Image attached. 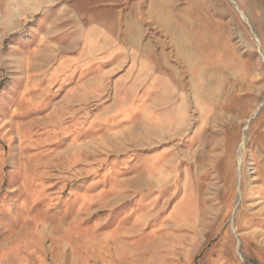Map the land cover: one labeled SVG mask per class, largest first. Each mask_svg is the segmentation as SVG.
<instances>
[{
  "label": "rangeland",
  "instance_id": "1",
  "mask_svg": "<svg viewBox=\"0 0 264 264\" xmlns=\"http://www.w3.org/2000/svg\"><path fill=\"white\" fill-rule=\"evenodd\" d=\"M0 264H264V0H0Z\"/></svg>",
  "mask_w": 264,
  "mask_h": 264
},
{
  "label": "bare ground",
  "instance_id": "2",
  "mask_svg": "<svg viewBox=\"0 0 264 264\" xmlns=\"http://www.w3.org/2000/svg\"><path fill=\"white\" fill-rule=\"evenodd\" d=\"M239 12L242 13L241 10H239ZM242 14H243V13H242ZM241 16H244L245 20H247V17H245V15H241ZM247 22H248V21H247ZM200 85H201V82H198V83H197V87H199Z\"/></svg>",
  "mask_w": 264,
  "mask_h": 264
}]
</instances>
